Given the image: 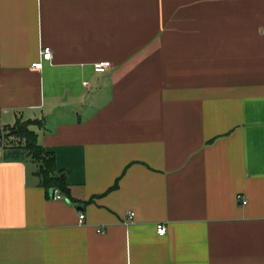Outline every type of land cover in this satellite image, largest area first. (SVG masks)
<instances>
[{
  "label": "crops",
  "instance_id": "1",
  "mask_svg": "<svg viewBox=\"0 0 264 264\" xmlns=\"http://www.w3.org/2000/svg\"><path fill=\"white\" fill-rule=\"evenodd\" d=\"M0 133V264H264V0H0Z\"/></svg>",
  "mask_w": 264,
  "mask_h": 264
},
{
  "label": "trees",
  "instance_id": "2",
  "mask_svg": "<svg viewBox=\"0 0 264 264\" xmlns=\"http://www.w3.org/2000/svg\"><path fill=\"white\" fill-rule=\"evenodd\" d=\"M39 122L35 119H21L18 118L13 126L7 127L6 135L11 142L19 143L26 149L27 153L40 161V172L42 179L47 187V194L51 193L52 188H58L62 193H65L71 198L69 187L66 179L62 176L61 172H55L54 154L50 150H46L38 142V137L31 125L33 122ZM2 134L0 133V138Z\"/></svg>",
  "mask_w": 264,
  "mask_h": 264
},
{
  "label": "built area",
  "instance_id": "3",
  "mask_svg": "<svg viewBox=\"0 0 264 264\" xmlns=\"http://www.w3.org/2000/svg\"><path fill=\"white\" fill-rule=\"evenodd\" d=\"M41 58L43 59H51L52 57V50H51V47L50 46H47L45 45L42 49H41ZM110 64V60H105V61H98V62H95L94 63V69L96 71H104L105 68ZM33 65L35 67H42L43 65V61L42 59L36 61L33 63ZM85 84H87V81L84 82ZM5 145V138H4V135L2 136L1 140H0V157L1 155L3 154V147ZM53 197L54 198H57V199H64L66 197V195H64V193H62L60 191V189L58 188H53ZM237 199L240 200L241 202H243L244 204L246 203L247 201V198L244 197L241 193H238L237 194ZM134 211H130V215L133 216L134 215ZM85 216V213L84 212H80V216H79V221L80 223L83 221V218ZM157 231L160 233V234H165L167 232V226L165 223H158L157 225Z\"/></svg>",
  "mask_w": 264,
  "mask_h": 264
},
{
  "label": "water",
  "instance_id": "4",
  "mask_svg": "<svg viewBox=\"0 0 264 264\" xmlns=\"http://www.w3.org/2000/svg\"><path fill=\"white\" fill-rule=\"evenodd\" d=\"M63 176V175H62ZM51 191V193L53 192V188L50 190Z\"/></svg>",
  "mask_w": 264,
  "mask_h": 264
}]
</instances>
